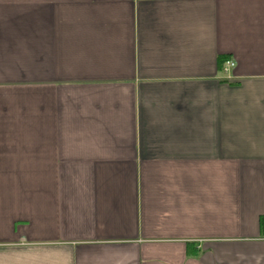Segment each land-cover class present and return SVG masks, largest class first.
I'll use <instances>...</instances> for the list:
<instances>
[{
  "label": "crops",
  "instance_id": "crops-1",
  "mask_svg": "<svg viewBox=\"0 0 264 264\" xmlns=\"http://www.w3.org/2000/svg\"><path fill=\"white\" fill-rule=\"evenodd\" d=\"M35 1L0 0V264H264V0H47L39 56Z\"/></svg>",
  "mask_w": 264,
  "mask_h": 264
},
{
  "label": "rangeland",
  "instance_id": "rangeland-1",
  "mask_svg": "<svg viewBox=\"0 0 264 264\" xmlns=\"http://www.w3.org/2000/svg\"><path fill=\"white\" fill-rule=\"evenodd\" d=\"M35 4L34 9H31V7L23 8L21 10L19 9L21 14L15 15L16 17L12 20L13 22L18 23L21 27L23 26V29L20 32L24 33V36L27 38H30V43L33 41L32 39L35 40L34 46L36 47V54L39 56V54L47 52V43L40 42L43 39L47 40V0H36ZM24 22L30 26L26 28ZM26 33L29 34L27 35ZM39 64H37V68ZM42 66L43 64H41V67Z\"/></svg>",
  "mask_w": 264,
  "mask_h": 264
},
{
  "label": "built area",
  "instance_id": "built-area-1",
  "mask_svg": "<svg viewBox=\"0 0 264 264\" xmlns=\"http://www.w3.org/2000/svg\"><path fill=\"white\" fill-rule=\"evenodd\" d=\"M234 68V63L231 62V61H225L223 64H222V72L224 74H228L231 69Z\"/></svg>",
  "mask_w": 264,
  "mask_h": 264
},
{
  "label": "trees",
  "instance_id": "trees-1",
  "mask_svg": "<svg viewBox=\"0 0 264 264\" xmlns=\"http://www.w3.org/2000/svg\"><path fill=\"white\" fill-rule=\"evenodd\" d=\"M224 60H225V59H224ZM224 60H223V61H224ZM223 61H222V62H223Z\"/></svg>",
  "mask_w": 264,
  "mask_h": 264
}]
</instances>
